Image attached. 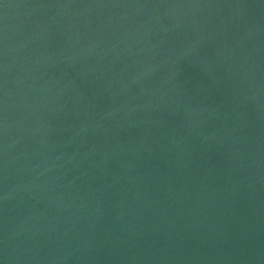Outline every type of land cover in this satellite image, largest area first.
<instances>
[{"label": "water", "instance_id": "obj_1", "mask_svg": "<svg viewBox=\"0 0 264 264\" xmlns=\"http://www.w3.org/2000/svg\"><path fill=\"white\" fill-rule=\"evenodd\" d=\"M264 21V0H0V120L160 75Z\"/></svg>", "mask_w": 264, "mask_h": 264}]
</instances>
